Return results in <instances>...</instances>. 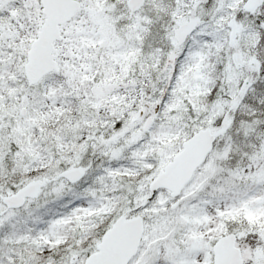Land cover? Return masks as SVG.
I'll return each mask as SVG.
<instances>
[{
	"label": "snow or ice",
	"instance_id": "6c2138e0",
	"mask_svg": "<svg viewBox=\"0 0 264 264\" xmlns=\"http://www.w3.org/2000/svg\"><path fill=\"white\" fill-rule=\"evenodd\" d=\"M0 264H264V0H0Z\"/></svg>",
	"mask_w": 264,
	"mask_h": 264
}]
</instances>
